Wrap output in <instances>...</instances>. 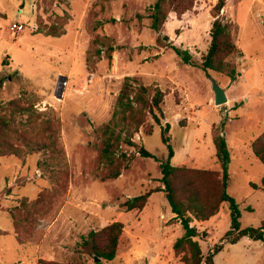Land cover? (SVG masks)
<instances>
[{
  "label": "rangeland",
  "instance_id": "1",
  "mask_svg": "<svg viewBox=\"0 0 264 264\" xmlns=\"http://www.w3.org/2000/svg\"><path fill=\"white\" fill-rule=\"evenodd\" d=\"M158 1L0 0V105L10 123L1 139L18 151L0 157V264H96L81 249L82 238L111 225L114 211H127L122 205L131 197L163 188L153 186L168 159L161 134L167 123L174 164L186 160L189 167H181L190 169L219 166L209 137L214 124L219 123L213 135L222 136L225 129L231 154L228 194L239 205L241 228L257 229L264 222V166L250 165L238 151L242 140L258 132L253 125L264 113V0H226L221 18L232 25L240 51L228 59L237 68L234 81L199 67L210 46L218 0H164L167 20L154 31L150 17ZM14 24L24 30L14 33ZM172 44L188 50L195 66L184 64ZM126 78L159 87L165 94L164 115L161 126L146 117L133 137L136 148L121 147L119 154L133 156L124 178L102 182L107 168L98 161L100 132L113 118ZM63 79L69 84L59 99ZM212 79L229 91L224 106L209 104ZM12 101L33 108L34 114H17ZM45 122L51 123L50 133L42 131ZM140 147L154 158L139 156ZM154 201L153 224L162 227L169 219L167 201L161 194ZM222 207L214 220L195 223L201 235L211 232L197 239L204 258L223 245L214 264H264V242L243 237L229 243L236 233L226 237L231 218L229 206ZM183 234L181 225L176 236ZM157 235L152 232L150 238ZM142 244L143 259L136 263L157 261L159 245ZM167 244L173 259L170 239ZM120 255L123 261L101 258L100 264L131 263L124 261L123 250Z\"/></svg>",
  "mask_w": 264,
  "mask_h": 264
},
{
  "label": "trees",
  "instance_id": "2",
  "mask_svg": "<svg viewBox=\"0 0 264 264\" xmlns=\"http://www.w3.org/2000/svg\"><path fill=\"white\" fill-rule=\"evenodd\" d=\"M164 4V0H159L154 6V12L150 17L152 21L151 29L154 31H160L167 20L168 12L165 10ZM225 5L226 0H218L213 9L215 20L210 32L211 42L208 52L199 67L205 72L213 71L226 74L234 81L238 74L237 68L228 59L238 56L240 51L233 35L232 25L224 23L221 18ZM170 48L181 58L184 64L195 66L193 57L188 50H183L173 44L170 45ZM113 51L112 47L109 48L110 53ZM109 58H111L110 54ZM133 84H137V81L126 78L118 97L113 118L110 123L103 126L100 132L101 141L98 147V161L107 168V173L101 177L102 182L117 180L125 170L129 169V163L133 160V156L125 153L119 154L118 152L123 145L128 148H136L133 137L144 127L148 115L153 118L157 126H161V119L164 115L162 106L165 94L159 87L152 89L138 84V87H134ZM1 87L2 82L0 81ZM9 106L13 107L19 115L29 114L31 117L34 114L33 108L22 107L18 101H12ZM2 110L4 108L0 105V157L17 155V149L2 143L1 138L6 137L10 129V123L1 114ZM30 122L28 121L27 124ZM50 125V122H45L42 131L50 133ZM170 129L171 127L167 123L165 127H162L161 133L162 142L169 151L168 159L160 165L161 178L159 182L163 185V188L128 199L122 205V208L127 211L142 210L153 193L163 192L171 212L177 220H180L185 232L184 236L174 244L175 254L183 264H214V257L224 246H217L213 253L205 259L197 239L200 237L205 238L206 234L201 235L200 231L192 224L195 220L198 222L209 221L220 212L225 204L229 206L231 218L230 231H228L226 237L230 238L236 233L234 238L228 240L230 244H236L243 237L264 242V222L257 229H242L239 205L235 198L228 194L231 155L225 137L216 131L213 135L220 171L174 167L171 164L174 150L171 145ZM55 133L59 137L58 125ZM152 133L153 130L149 131L147 135H152ZM58 137L54 138L55 143L58 142ZM252 147L256 158L264 165V133L253 143ZM42 148L48 147L44 146ZM137 152L142 158H154L143 147H140ZM123 228V224L116 222L99 232L92 231L88 236L82 238L81 249L94 258L98 257L107 262H113L117 258Z\"/></svg>",
  "mask_w": 264,
  "mask_h": 264
},
{
  "label": "crops",
  "instance_id": "3",
  "mask_svg": "<svg viewBox=\"0 0 264 264\" xmlns=\"http://www.w3.org/2000/svg\"><path fill=\"white\" fill-rule=\"evenodd\" d=\"M224 90H225V93L227 95L228 102H229L230 101L229 91L226 89H224ZM240 98L241 97L237 96L235 100H237V102H238V100ZM209 104L212 107H215V95H214L213 90H212V95L209 98ZM235 111L236 110L230 111L229 116L230 115L232 116V113H234ZM225 116H227V114ZM223 118L224 117L222 116V119ZM239 119H240V117L238 116V120ZM230 120L231 119H229L227 121V123H229ZM218 124L219 123L214 124L212 126V132H211L210 137H209V139L212 140V143H213V128L214 127L218 128L217 127ZM253 126L258 127V132L253 134L251 137L242 140L240 142L239 147H238L239 148L238 151L241 154V156L246 157L249 160L250 165H254L257 162H259L262 166H264L256 158V156L253 152V147H252L253 143L264 133V113L261 114V116L258 118V120L254 122ZM222 136H224L226 141L228 142V138H227L225 129H223V127H222ZM227 145H228V143H227ZM228 148H229V146H228ZM176 158H177V154H176V152H174V157L171 160V164L174 167L188 166V162L186 160H182L178 164H174V161L176 160ZM203 169L207 170L205 168H203ZM215 171H220L219 166H217ZM229 175H230V172H229ZM263 175H264V172H263ZM122 178H124V175H122L119 179H122ZM263 180H264V178H263ZM263 180H262V182H263ZM230 181H231V175H230L229 183H230ZM160 186H161V183L157 182V184L154 185L153 188L156 189L157 187H160ZM262 189L264 190V187ZM157 194H161L165 198V194L163 192L153 193L149 197L146 206L142 210H132V211H122V212L121 211H119V212L114 211L113 214L116 217H115V220H113V221L111 220V224L119 222V223L123 224V226H124L123 233H122L120 240H119V246H118V252H117V258H119L120 260H122L121 259L122 256L120 255V252H121V250H123L124 254H126L124 261H126V260L130 261L131 260L130 264H137L136 263L137 261H141L143 259L142 258L143 252L141 251L143 248L142 242H148L152 246H154L155 244L159 245V251H158L157 256H156V258L159 261L157 260V261H154L153 263H149V261H148V262H146V264H160V263H162V264H175V260H176V262H181L180 258L177 257L175 254L174 244L176 243V241L178 239H180L184 236V234L180 238H178V236H176L177 230L179 229V227L182 224H181L180 220H177L176 216L171 212V208H170L168 202H167V209H166V211H168V215H169V216H167V218H169L168 221H163L162 227H159V226L157 227L153 224L154 217H155L157 210H158V201H154L155 195H157ZM132 198L133 197H131V199ZM161 203L163 205V201H161ZM117 208H118V206H117ZM222 208H221L220 212L216 216L212 217L209 221H212L216 217H218L222 211ZM109 209L113 210L114 207L110 206ZM162 216L166 217L163 214H162ZM112 217H113V215H112ZM172 220H175V223L174 222L170 223V221H172ZM196 222H198V221L195 220L194 223L192 224L193 227H196L195 226ZM200 223H205V222H200ZM152 232H154L155 235L161 234V236L157 235V236H155L156 238H154V237L150 238V236L152 235ZM210 233L211 232L209 230L206 231V234L208 236H210ZM169 239L171 240V244H169V247L171 245L173 247V256H174L175 260H174V258L172 259V257H171L172 255L170 256L169 252H166V249L168 248L167 241H169Z\"/></svg>",
  "mask_w": 264,
  "mask_h": 264
},
{
  "label": "water",
  "instance_id": "4",
  "mask_svg": "<svg viewBox=\"0 0 264 264\" xmlns=\"http://www.w3.org/2000/svg\"><path fill=\"white\" fill-rule=\"evenodd\" d=\"M212 83H213L212 90L215 95V105L217 107L226 105L228 103V98L225 93V90L213 79H212ZM60 92L62 93V89L60 90ZM94 261L96 264H98L102 262L103 260L101 258L95 257Z\"/></svg>",
  "mask_w": 264,
  "mask_h": 264
},
{
  "label": "built area",
  "instance_id": "5",
  "mask_svg": "<svg viewBox=\"0 0 264 264\" xmlns=\"http://www.w3.org/2000/svg\"><path fill=\"white\" fill-rule=\"evenodd\" d=\"M24 30V26L21 24H14L12 26V31L14 33L22 32ZM69 81L68 79H63L62 82L58 85V92L62 89V93L58 95L59 99L64 98V93L66 88L68 87Z\"/></svg>",
  "mask_w": 264,
  "mask_h": 264
}]
</instances>
